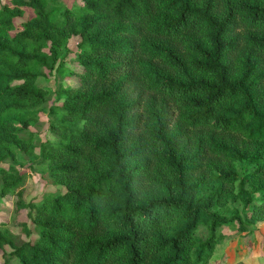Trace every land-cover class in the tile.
Returning a JSON list of instances; mask_svg holds the SVG:
<instances>
[{
    "label": "trees",
    "instance_id": "obj_1",
    "mask_svg": "<svg viewBox=\"0 0 264 264\" xmlns=\"http://www.w3.org/2000/svg\"><path fill=\"white\" fill-rule=\"evenodd\" d=\"M82 1L0 6V197L29 237L0 230L2 264H210L264 221V0ZM37 149L38 202L15 163Z\"/></svg>",
    "mask_w": 264,
    "mask_h": 264
},
{
    "label": "rangeland",
    "instance_id": "obj_2",
    "mask_svg": "<svg viewBox=\"0 0 264 264\" xmlns=\"http://www.w3.org/2000/svg\"><path fill=\"white\" fill-rule=\"evenodd\" d=\"M10 0H0V6ZM64 6L71 7L75 4H83L82 0H60ZM35 16L31 8H26L25 15L17 18L16 23L20 24L23 21L29 20ZM79 37L70 39L68 50L64 52L62 58H65L69 66L77 68V53L75 46L79 41ZM69 48L71 50H69ZM48 73V71H46ZM48 81L44 76H40L39 85L50 91L48 106L41 113V120L32 127L31 130L36 132V144L41 143L53 135L49 132L48 111L55 98V91L59 85L66 82L61 74L53 73ZM40 153L39 149L29 154L24 155L23 159L16 161L18 168L24 174V197L27 201L34 200L38 202L43 192L53 190L54 187L47 183V169L39 165ZM1 165L9 164L8 160L0 163ZM2 181L0 180V189ZM17 196L8 194L5 197H0V230L8 232L16 244H22L28 240V236L19 228L15 221L28 222L27 210L21 211L19 217L15 214V202ZM260 227V228H259ZM225 239L217 246V252L211 259L210 264H264V221L258 223V229L253 233L235 232L231 229L225 230ZM36 236V234H35ZM4 262L3 254L0 251V264ZM16 260L11 261L15 264Z\"/></svg>",
    "mask_w": 264,
    "mask_h": 264
},
{
    "label": "crops",
    "instance_id": "obj_3",
    "mask_svg": "<svg viewBox=\"0 0 264 264\" xmlns=\"http://www.w3.org/2000/svg\"><path fill=\"white\" fill-rule=\"evenodd\" d=\"M260 228V227H259Z\"/></svg>",
    "mask_w": 264,
    "mask_h": 264
}]
</instances>
